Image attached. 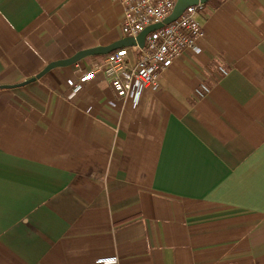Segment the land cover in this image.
<instances>
[{
  "label": "crops",
  "instance_id": "0c3cea01",
  "mask_svg": "<svg viewBox=\"0 0 264 264\" xmlns=\"http://www.w3.org/2000/svg\"><path fill=\"white\" fill-rule=\"evenodd\" d=\"M122 16L0 0V85L121 39ZM198 17L203 51L137 106L102 72L72 89L106 55L0 88V264H264V0Z\"/></svg>",
  "mask_w": 264,
  "mask_h": 264
},
{
  "label": "built area",
  "instance_id": "2783aa9c",
  "mask_svg": "<svg viewBox=\"0 0 264 264\" xmlns=\"http://www.w3.org/2000/svg\"><path fill=\"white\" fill-rule=\"evenodd\" d=\"M123 7L122 32L124 36L137 37L147 26L161 22L168 16L177 0H118ZM204 3L186 7L174 21L151 31L144 47L131 46L117 49L106 54L105 59L90 72L85 73L78 81L69 80L74 91L83 89L84 84L95 77L98 72L107 76L114 93L119 98L129 100L137 106L146 89L158 90L161 86V75L173 65L179 56L187 50L195 53L203 51L199 40L206 33L199 20L198 13ZM136 53V54H135ZM136 56V59L133 57ZM221 72L226 69L221 67ZM205 90H208L204 86ZM202 95L201 92H199ZM111 107L117 104L109 102ZM115 257L106 261L116 260Z\"/></svg>",
  "mask_w": 264,
  "mask_h": 264
},
{
  "label": "water",
  "instance_id": "95a60500",
  "mask_svg": "<svg viewBox=\"0 0 264 264\" xmlns=\"http://www.w3.org/2000/svg\"><path fill=\"white\" fill-rule=\"evenodd\" d=\"M208 0H177L172 12L166 16L163 21L157 22L154 24H151L147 27H145L137 37L133 36H124L121 39L104 46H96L92 48H87L83 50H79L74 55L65 58V59H59L52 61L48 63L40 72H38L35 76L30 77L29 79L25 80L24 82L16 85H0V88H13L17 86H23L28 83L34 82L37 79L41 78L43 75L48 73L51 69L56 67H63L68 66L74 63L79 62L80 60L92 56V55H106L109 54L117 49L123 48V47H131V46H140L144 47L146 42L147 35L160 27H162L165 24H169L172 21L176 20L186 9V7L190 5H195L198 3H206Z\"/></svg>",
  "mask_w": 264,
  "mask_h": 264
}]
</instances>
